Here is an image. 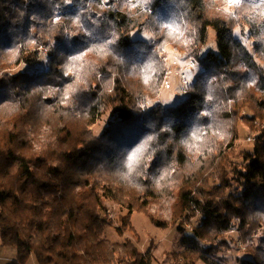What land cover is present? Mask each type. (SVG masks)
<instances>
[{
  "label": "clouds",
  "instance_id": "clouds-1",
  "mask_svg": "<svg viewBox=\"0 0 264 264\" xmlns=\"http://www.w3.org/2000/svg\"><path fill=\"white\" fill-rule=\"evenodd\" d=\"M13 124L70 179L65 211L103 222L99 249L69 250L75 264H116L117 247L129 264L127 250L149 243L161 264H264V181L251 171L264 168V0H0V134ZM8 159L0 149V167ZM18 162L7 165L17 186ZM90 180L146 201L164 234L142 225L115 243L119 212L81 192ZM50 195L36 203L63 239ZM5 217L0 264H38L5 234L28 229Z\"/></svg>",
  "mask_w": 264,
  "mask_h": 264
},
{
  "label": "trees",
  "instance_id": "trees-1",
  "mask_svg": "<svg viewBox=\"0 0 264 264\" xmlns=\"http://www.w3.org/2000/svg\"><path fill=\"white\" fill-rule=\"evenodd\" d=\"M15 128L16 125H10L6 136L0 134V149H7L9 155V159L5 165L0 167V217L6 218L5 214L7 213L12 219L20 221L28 229V234L27 238L11 230L5 234L9 236L14 235L15 240L18 242V247H27L29 251L33 252L37 256L38 264H69L70 260L75 264V260L80 255V252L72 251L70 255L69 250L76 249L80 244L88 246L92 241H96L97 249H99L102 241L97 240V237L102 235L104 231L102 227L103 222L94 213H89L81 218L77 215V211L72 208L65 211L63 205L66 203V198L60 199L59 197L62 196L65 188L71 183L70 179L59 169L58 160L49 162L48 158L43 155V145L33 155L30 146L18 143V133L15 132ZM259 135L264 136V132H260ZM68 151L71 152L72 149L69 148ZM17 152L19 156L16 155ZM82 155L84 154L82 153ZM65 159L71 161L72 157L66 156ZM13 160L19 161L15 172L19 180L18 186L11 182V176L7 172V165ZM30 161L34 162L32 169L28 168V162ZM261 163H264V161H261ZM257 170H259L258 175L254 178L264 181V168H261V165L257 164L251 169L253 172H257ZM81 192L94 199L95 207L100 212L105 210L104 202L107 199L112 200L122 209L128 210V215L123 219V225L116 228L119 236L125 233V228L128 225V217L134 211L143 212L149 206L146 201L136 204L121 203V201L115 198L111 189H107L106 187L96 188L95 181L91 180L81 188ZM25 193H28V196L22 202L21 198L25 196ZM45 194H51L50 200L56 204V207L48 204L47 212L56 216H63L64 222L62 226L65 229L63 239H61L59 232L53 235L48 231L50 217L44 214L41 207L36 203L42 200ZM82 207L83 205H81ZM144 213L150 216L154 225L162 229H167L168 225L161 223L150 212ZM37 216H40L41 219L36 220L35 217ZM211 216L212 214L209 213L210 219ZM69 224L76 231H78L77 225L82 224L84 227L83 233L78 236L76 231H69ZM33 232L40 233L41 238V243L35 246L31 244ZM25 239L27 243L24 242ZM120 251L121 249L117 247L113 252L116 257V264H122ZM126 255L129 264H153L150 254L140 255L134 248L128 249Z\"/></svg>",
  "mask_w": 264,
  "mask_h": 264
},
{
  "label": "rangeland",
  "instance_id": "rangeland-1",
  "mask_svg": "<svg viewBox=\"0 0 264 264\" xmlns=\"http://www.w3.org/2000/svg\"><path fill=\"white\" fill-rule=\"evenodd\" d=\"M241 127L245 130V131H251V125L248 123H242ZM260 134V133H258ZM111 201L110 199H107L104 204H105V210H103L102 212H107V204L106 202ZM114 203V202H113ZM115 204V203H114ZM116 208L119 212V215L117 216V220L118 223L115 224V226L111 227V231L114 234V238H119L114 239L115 243H120L121 241H123L125 244L126 243H130L129 241L126 240V236L127 235H132V236H137V231L136 229L140 228L142 225L146 226L149 230L153 231V232H159L161 235L164 234V230L162 228L157 227L156 225H154V223L151 221L150 216L147 213L144 212H148V208L149 206L143 210V212H136L134 211V213L132 215H130L128 217L127 220V227L125 228V233L122 236H119L116 228L120 227L123 225V219L128 215V210H124L122 209L119 205L115 204ZM109 226L112 225L111 221L107 222ZM155 252V249L153 248V245L151 243L148 244L147 248L145 249V253L146 254H150L153 264H161V261L158 258H154L153 257V253Z\"/></svg>",
  "mask_w": 264,
  "mask_h": 264
}]
</instances>
